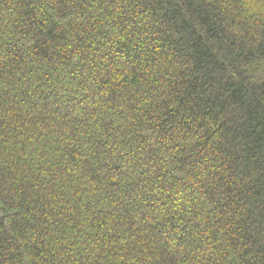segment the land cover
I'll return each instance as SVG.
<instances>
[{
  "label": "trees",
  "instance_id": "1",
  "mask_svg": "<svg viewBox=\"0 0 264 264\" xmlns=\"http://www.w3.org/2000/svg\"><path fill=\"white\" fill-rule=\"evenodd\" d=\"M0 264H264V0H0Z\"/></svg>",
  "mask_w": 264,
  "mask_h": 264
},
{
  "label": "clouds",
  "instance_id": "2",
  "mask_svg": "<svg viewBox=\"0 0 264 264\" xmlns=\"http://www.w3.org/2000/svg\"><path fill=\"white\" fill-rule=\"evenodd\" d=\"M247 6H248V7H251V4H248Z\"/></svg>",
  "mask_w": 264,
  "mask_h": 264
}]
</instances>
